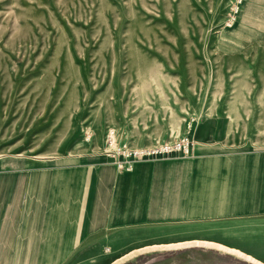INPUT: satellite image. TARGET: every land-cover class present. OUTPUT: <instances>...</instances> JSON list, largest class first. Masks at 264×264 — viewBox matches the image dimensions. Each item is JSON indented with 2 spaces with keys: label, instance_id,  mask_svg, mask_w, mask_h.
<instances>
[{
  "label": "rangeland",
  "instance_id": "1",
  "mask_svg": "<svg viewBox=\"0 0 264 264\" xmlns=\"http://www.w3.org/2000/svg\"><path fill=\"white\" fill-rule=\"evenodd\" d=\"M186 141V154L125 157L126 148ZM207 155L245 158L229 166L235 187L217 172L212 185L127 199L139 210L141 201L229 191L235 208L215 217L231 223L214 241L124 255L104 241L86 257L34 255L29 245V255H0V264H264V0H0V227L19 228L23 212L29 243L36 227L45 239L49 218L39 215L70 193L86 210L70 209L87 228L78 235L109 239L148 218L114 211L117 175L164 160L153 168H201L209 158L185 160Z\"/></svg>",
  "mask_w": 264,
  "mask_h": 264
},
{
  "label": "crops",
  "instance_id": "2",
  "mask_svg": "<svg viewBox=\"0 0 264 264\" xmlns=\"http://www.w3.org/2000/svg\"><path fill=\"white\" fill-rule=\"evenodd\" d=\"M197 158L209 159L203 167L198 168L200 166L196 165L190 167L188 170L185 168L170 167L153 168L157 163L165 164L172 160H164L154 164L140 163L136 164L134 170L126 175H117L115 194L118 199L120 198V205L118 209L114 211L118 213L123 211L126 207L131 208L132 211L137 209V207H131L133 202H129L127 199L130 194L135 198L136 194L148 193V196L145 197V199H147L149 195L151 196L153 193L159 195L160 192H163L162 190H168V192L171 191L172 188L180 190L181 187L185 185L190 186V184L195 185L199 183L202 185H212L214 184V180L218 183L217 181L221 180L218 177L221 175L217 172L223 174L222 179H226V187L233 184L235 187V169H231L229 166L237 164V167L242 168L243 164L241 163L243 159H245L244 157L229 159L224 156L217 157L214 155H207L197 156L188 160L186 159L185 161L201 162ZM142 165H149L150 167L146 169L137 167ZM125 180H132L133 187L131 190L129 189V185L125 186ZM222 185L223 184L220 183V186ZM228 192L229 191H222V195H218L213 199L209 198L208 200L201 201L192 200L190 203H183L177 199L162 200L160 198L155 200L154 203H149L148 200L146 202L141 201L139 202V210L137 209L138 214L147 215L148 218H146L149 220L146 219L145 221L123 224L121 227L116 228L115 236L109 239H102V236L78 235L81 231H86L87 228H84L82 225L75 227L73 223H76V221L72 217L73 212L70 209L74 208L75 217H83L86 215V210L83 209L84 207L82 205L79 206V203H75L74 194H65L68 195V199L64 198L65 200H61L60 195H57V197L54 198L55 200L51 202L53 205L50 214H47L50 217H45L44 211H42V215H39L42 216V218H49L47 221H42L41 223L44 224L48 222V226L50 224V227L47 228L50 234H47L44 239V229L41 227L42 235L38 237L36 233L38 227H36L34 229L35 233H31L34 237L30 238L36 242L29 243V234L26 226L27 222L25 221L26 219H22L25 215L23 212H20L21 220L19 221V228H12L6 223H4L5 226L3 228L0 227V230H4L3 233L0 232V250H6L0 251V255L27 256L29 255L28 246L35 245L37 251L30 254L51 255L53 257H86L100 254V246L104 241L109 244V247L113 248L114 253L117 255H124L127 251L154 244L182 243L195 239L214 241L216 238H219V236L214 235V233L220 230L219 226H228L231 223L229 220L227 221L215 217L218 215H223L224 217L225 214H229L231 208H235V205H230L228 203L230 196ZM104 203L106 202H103V207H105ZM77 207H79L78 210ZM220 208L223 210L219 211L218 209ZM89 213H92L91 209ZM61 215L67 216L68 220H63V222H66L68 227L61 226ZM220 217L222 218V216ZM101 218L102 217L97 218V222L99 221L98 223H102ZM44 248L47 250L51 249L52 251H39Z\"/></svg>",
  "mask_w": 264,
  "mask_h": 264
},
{
  "label": "built area",
  "instance_id": "3",
  "mask_svg": "<svg viewBox=\"0 0 264 264\" xmlns=\"http://www.w3.org/2000/svg\"><path fill=\"white\" fill-rule=\"evenodd\" d=\"M190 145H191L190 142L186 141L181 148L179 145H169L167 143H159L156 145L135 147L130 150H127L129 148H126L125 157L127 156V159L129 161H135V160H148L152 158L156 159V158L168 156L170 154L173 155L175 154L176 150L177 152L186 154L188 153Z\"/></svg>",
  "mask_w": 264,
  "mask_h": 264
}]
</instances>
